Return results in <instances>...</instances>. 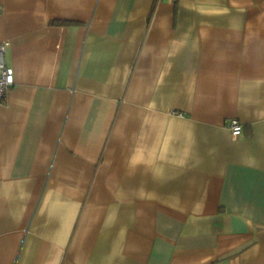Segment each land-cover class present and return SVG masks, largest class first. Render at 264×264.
<instances>
[{
    "label": "crops",
    "instance_id": "obj_1",
    "mask_svg": "<svg viewBox=\"0 0 264 264\" xmlns=\"http://www.w3.org/2000/svg\"><path fill=\"white\" fill-rule=\"evenodd\" d=\"M2 42L0 264H264V0H0Z\"/></svg>",
    "mask_w": 264,
    "mask_h": 264
},
{
    "label": "built area",
    "instance_id": "obj_2",
    "mask_svg": "<svg viewBox=\"0 0 264 264\" xmlns=\"http://www.w3.org/2000/svg\"><path fill=\"white\" fill-rule=\"evenodd\" d=\"M7 42L0 43V105L5 101L8 91L14 84L13 69L4 60ZM232 135L237 136L241 133V125L232 120L229 124Z\"/></svg>",
    "mask_w": 264,
    "mask_h": 264
}]
</instances>
